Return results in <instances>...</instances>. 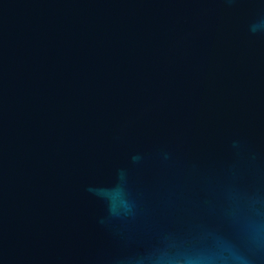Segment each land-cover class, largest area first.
Returning a JSON list of instances; mask_svg holds the SVG:
<instances>
[{
  "label": "water",
  "instance_id": "obj_1",
  "mask_svg": "<svg viewBox=\"0 0 264 264\" xmlns=\"http://www.w3.org/2000/svg\"><path fill=\"white\" fill-rule=\"evenodd\" d=\"M262 17L261 0H0V264H127L203 176L264 174ZM120 169L142 212L101 224L87 188Z\"/></svg>",
  "mask_w": 264,
  "mask_h": 264
},
{
  "label": "clouds",
  "instance_id": "obj_2",
  "mask_svg": "<svg viewBox=\"0 0 264 264\" xmlns=\"http://www.w3.org/2000/svg\"><path fill=\"white\" fill-rule=\"evenodd\" d=\"M264 3V0H261ZM264 35V17L249 26ZM139 154L132 160L139 163ZM164 162L171 155L162 153ZM87 191L107 206L101 224L135 221L142 212L138 193L126 169L109 187L89 185ZM264 255V174L231 164L202 177L194 210L156 228L127 264H257Z\"/></svg>",
  "mask_w": 264,
  "mask_h": 264
}]
</instances>
